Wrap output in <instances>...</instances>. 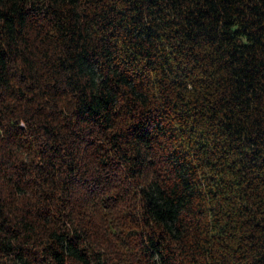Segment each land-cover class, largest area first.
Wrapping results in <instances>:
<instances>
[{"label":"trees","instance_id":"obj_1","mask_svg":"<svg viewBox=\"0 0 264 264\" xmlns=\"http://www.w3.org/2000/svg\"><path fill=\"white\" fill-rule=\"evenodd\" d=\"M0 264H264V0H0Z\"/></svg>","mask_w":264,"mask_h":264}]
</instances>
